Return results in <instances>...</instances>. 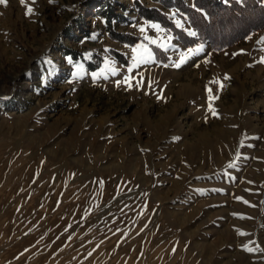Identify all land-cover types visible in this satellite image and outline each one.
<instances>
[{
    "label": "rangeland",
    "instance_id": "obj_1",
    "mask_svg": "<svg viewBox=\"0 0 264 264\" xmlns=\"http://www.w3.org/2000/svg\"><path fill=\"white\" fill-rule=\"evenodd\" d=\"M262 60L264 0L0 4V264H264Z\"/></svg>",
    "mask_w": 264,
    "mask_h": 264
},
{
    "label": "snow or ice",
    "instance_id": "obj_2",
    "mask_svg": "<svg viewBox=\"0 0 264 264\" xmlns=\"http://www.w3.org/2000/svg\"><path fill=\"white\" fill-rule=\"evenodd\" d=\"M33 2H34V0H33ZM21 3L24 4L25 3V0H21ZM0 4H5L6 5L7 4V0H0ZM32 11H33V9L31 7H28L26 9V15L31 14ZM152 27L153 28H156V29H159V26L158 25H152ZM141 31L143 32L144 29H141ZM189 34L192 35V36H195L196 35L195 32H190ZM145 39L147 40L149 38L148 37H145ZM151 42L152 43H155V41H151ZM201 50H202L201 48H195V49H189L188 52L189 53H192V54H195V53L200 52ZM133 52L135 53V55L133 56V63H132L131 68L129 69V71H131L134 68L139 67L141 64L150 63L153 60V54H152V52L146 46H143V45L138 46V48L133 49ZM188 59H189V56L187 54L182 55L181 58H180L179 63H176L173 66L179 68ZM261 62L264 63V60H262ZM106 70L107 71H110V72H113V73L115 72V69L112 68L111 66H108ZM103 74H104L103 72L100 73V75H103ZM224 78L225 79H228L227 76H225ZM130 80H131V77L126 78V80L124 82L125 83H129V86H131ZM210 83L217 84L221 88L223 87V85L221 84V82L219 80H214V81H211ZM206 91L208 93V111L212 115L215 116V115H217V113H216L215 108L213 107V103H214V101L216 99H218V97L212 94V89L210 87L206 88ZM248 250L251 251V249H248Z\"/></svg>",
    "mask_w": 264,
    "mask_h": 264
},
{
    "label": "trees",
    "instance_id": "obj_3",
    "mask_svg": "<svg viewBox=\"0 0 264 264\" xmlns=\"http://www.w3.org/2000/svg\"><path fill=\"white\" fill-rule=\"evenodd\" d=\"M249 4H250V2H249Z\"/></svg>",
    "mask_w": 264,
    "mask_h": 264
}]
</instances>
